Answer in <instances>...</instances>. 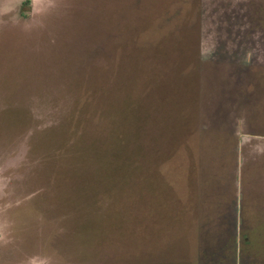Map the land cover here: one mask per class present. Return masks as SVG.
Instances as JSON below:
<instances>
[{
  "label": "rangeland",
  "instance_id": "1",
  "mask_svg": "<svg viewBox=\"0 0 264 264\" xmlns=\"http://www.w3.org/2000/svg\"><path fill=\"white\" fill-rule=\"evenodd\" d=\"M25 1L0 0V264H264V0Z\"/></svg>",
  "mask_w": 264,
  "mask_h": 264
},
{
  "label": "flooded vegetation",
  "instance_id": "2",
  "mask_svg": "<svg viewBox=\"0 0 264 264\" xmlns=\"http://www.w3.org/2000/svg\"><path fill=\"white\" fill-rule=\"evenodd\" d=\"M261 45V44H260ZM259 45V46H260ZM263 51H264V44H263ZM263 61H264V58H263ZM260 68L261 69H259L260 70V73H262V72H264V64H262L261 66H260ZM259 70H254V71H252V70H250V73L248 74V75H251L250 76V78H249V81H252L253 80V75H254V72H255V75L256 74H258V71ZM240 78H242V76H240V75H238ZM249 81H248V90H250L251 89V84L249 83ZM241 85H242V82L241 83H239L238 85H235V88L234 89H236L237 88V86H239V91L241 90ZM248 97L250 98V94H248ZM254 97H255V93H253V99H254Z\"/></svg>",
  "mask_w": 264,
  "mask_h": 264
},
{
  "label": "trees",
  "instance_id": "3",
  "mask_svg": "<svg viewBox=\"0 0 264 264\" xmlns=\"http://www.w3.org/2000/svg\"><path fill=\"white\" fill-rule=\"evenodd\" d=\"M23 4H24V6L29 5L30 4V1L27 0Z\"/></svg>",
  "mask_w": 264,
  "mask_h": 264
}]
</instances>
